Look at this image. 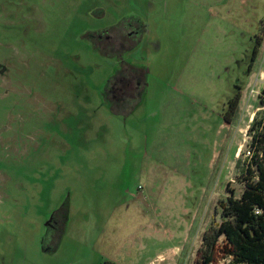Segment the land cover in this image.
<instances>
[{
    "label": "rangeland",
    "instance_id": "374dc122",
    "mask_svg": "<svg viewBox=\"0 0 264 264\" xmlns=\"http://www.w3.org/2000/svg\"><path fill=\"white\" fill-rule=\"evenodd\" d=\"M126 14L136 46L95 48ZM263 22L264 0H0V264H195L245 188ZM124 63L145 77L126 115Z\"/></svg>",
    "mask_w": 264,
    "mask_h": 264
},
{
    "label": "trees",
    "instance_id": "16d2710c",
    "mask_svg": "<svg viewBox=\"0 0 264 264\" xmlns=\"http://www.w3.org/2000/svg\"><path fill=\"white\" fill-rule=\"evenodd\" d=\"M260 46L257 38L249 76ZM243 87L231 99L233 110L238 107ZM259 104L264 107V89L259 95ZM250 135L252 157L243 172L244 191L240 197L232 195L223 203L222 221L212 223L204 232L195 264H219L220 260H226L227 264H264V112L261 121L252 123ZM102 264L116 263L107 260Z\"/></svg>",
    "mask_w": 264,
    "mask_h": 264
},
{
    "label": "flooded vegetation",
    "instance_id": "af4514ba",
    "mask_svg": "<svg viewBox=\"0 0 264 264\" xmlns=\"http://www.w3.org/2000/svg\"><path fill=\"white\" fill-rule=\"evenodd\" d=\"M145 28L142 21L137 19V17L126 14L123 18L118 19L114 26L96 30L89 33L88 36L92 39L95 48L101 49L105 54L110 56H120L136 46V43L139 41V35L144 33V31L146 33ZM251 56L249 57L250 63L252 61ZM144 86V72L130 64L124 63L122 73H118L111 81L106 96L114 111L126 115L132 110L134 102L138 99L139 93L143 91ZM236 86L239 87L238 84ZM230 115H233L231 100L226 109V117ZM54 217L56 216L54 215ZM53 218L51 219L53 225L62 233L64 230L63 221L59 220L58 222L57 219L55 220ZM57 236H59V233L53 235L54 240H56Z\"/></svg>",
    "mask_w": 264,
    "mask_h": 264
},
{
    "label": "built area",
    "instance_id": "2783aa9c",
    "mask_svg": "<svg viewBox=\"0 0 264 264\" xmlns=\"http://www.w3.org/2000/svg\"><path fill=\"white\" fill-rule=\"evenodd\" d=\"M261 81H262V84H261V89H260V92L256 91L254 88H252V92L251 93H254L255 95L257 94L258 96L261 95L263 89H264V77H261ZM263 112H264V107H261ZM263 116V115H262ZM262 117L260 118V121H261ZM247 156L249 157V159L252 157V152L251 150H248L247 151Z\"/></svg>",
    "mask_w": 264,
    "mask_h": 264
}]
</instances>
